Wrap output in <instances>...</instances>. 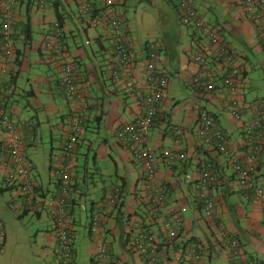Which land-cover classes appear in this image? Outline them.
I'll return each mask as SVG.
<instances>
[{
	"label": "crops",
	"instance_id": "obj_1",
	"mask_svg": "<svg viewBox=\"0 0 264 264\" xmlns=\"http://www.w3.org/2000/svg\"><path fill=\"white\" fill-rule=\"evenodd\" d=\"M47 1H50L51 4L40 6L38 0H20L12 8L15 21L23 20L25 13L28 12L33 33L29 47L21 45V37L14 40L15 47H20L22 51L21 57H19L21 60L20 65L15 61H10L4 67L2 66L4 64L0 63V78L2 84L6 85V90L3 89L5 91V100H3L5 113L17 121L19 132L25 144H27V138H29L28 142L31 143L32 128L29 124L31 118L22 112L18 107L17 100L14 98L16 95L21 96L24 94L31 98L33 107L35 110L37 109L36 111H39V114L36 112L37 119L42 116L46 119L45 122L50 125L49 115L60 119L55 125H51V128L61 136L60 148L67 138L69 117L78 110L83 109V107L86 110V119H84L82 140L89 126L88 124L92 121L97 125V129H100L103 124L106 131H111L116 135L119 124L134 120L142 113V108L125 93L121 82L112 79L110 65L108 64L111 52L108 27L106 25H100L96 28L87 27L86 19L80 15L75 0ZM55 1L60 4L59 10L62 15V23L60 24L63 34L62 49L66 51L69 60L75 63V83L79 92L83 95L82 101L69 99L60 90L58 71L51 68L54 75L44 74L39 67H36L39 64H44L43 55L49 53L44 48L42 41L44 33L48 29L52 30L53 24L56 22L53 8ZM118 1L116 11L125 20L126 42L134 65L131 75L137 86L143 87L145 62L150 54L155 53V64L159 69L170 74L174 72L181 88L188 85L193 90L191 80L202 71L200 65L193 62V57L203 53L214 55L216 50L210 44L208 38L204 34H202L204 36L202 37L198 33L199 30L193 25H181L179 21L181 13L179 14L178 9L168 0ZM190 1L197 9L201 21L220 29L225 42L237 54V62L245 69L241 81V92L243 100L249 103L247 101L251 99L247 100L246 88H250V86L252 88L254 84L262 86L264 84L263 78H259L257 76L258 71H255L257 68H261L264 72V40L255 18L247 12L240 0ZM95 3L98 9L103 7V0H95ZM213 6L218 7L220 9L219 13L223 12L227 18L219 17L216 13L211 12ZM129 7L133 11L131 22H129L125 13ZM159 7L162 8L161 12H159ZM170 8H172L175 15L168 11ZM135 21L138 22L137 31L140 34L134 28ZM14 31L19 33V29ZM184 34L190 35V39L186 44L181 41V36ZM25 72L29 75L23 81L22 75ZM211 77L210 75L208 79L212 80ZM26 84L30 86L28 91H25ZM172 84L173 82L169 80L168 88L160 103L159 121L149 131V145L155 147L156 150L171 149L175 152L185 153L186 158L184 161L172 165H167L164 162H160L158 165L154 180L158 184L165 185L167 195L164 205L159 210V212H162V216L154 215L149 209L145 211L141 209L143 205L138 194L143 192L142 169L134 162L125 147L117 141L116 135V153L118 157L117 160L113 159V161L118 169L117 176H119L121 183L118 186L122 192L120 203L123 206L121 210H119V207L113 209L96 236L89 232L91 240L93 239L92 241H95V244L98 241H105L101 233L110 235L113 240L118 235L119 242L117 246L114 249L113 244L108 246L117 264H149L148 260L139 257L129 249V238L126 239V234L131 232L128 228L129 224H137L141 229L152 232L162 239L165 236L162 230L163 219L171 218L173 212L181 207L183 208L181 211L189 210L191 216H183L179 226V237L177 240L171 241L167 247L170 260H175V258L177 260L179 257L178 250L183 249L184 246H194L203 252V259L199 264H226L228 261L233 260L230 248L225 247L222 239H220L219 233L226 232L235 236L239 241L240 254L243 259L240 261L264 264V204L254 199L248 200V197L245 198V196L251 195V189L239 187L235 174L231 172L228 166L229 157L225 154L214 156L210 152V148L201 144V138L195 133L194 129L197 107H201L200 103L204 101L205 107L202 108L214 115L217 125L230 135L229 146L231 151L234 152L235 158L242 160L244 163L248 161V150L243 148L239 150L242 138L241 122L235 121L230 113V98L227 91L225 89L217 90L216 93H213L211 100L199 96L200 93L195 95L194 92L192 103L186 102L184 104L185 116L180 122H174L170 120L171 115L167 111L171 105L173 111L180 110L178 107L180 101L177 100L175 92L171 90ZM216 84L219 86L221 83L218 80ZM42 87L44 88L42 89ZM258 90L259 94L252 97L254 98L252 100L264 99V91L261 88ZM243 112V120L252 116L249 109H244ZM37 121L39 123V120ZM174 127L179 131L175 132ZM152 130H156V134H158L154 144L151 143L154 135V131L151 133ZM3 139H5V135L0 128V140ZM107 141L108 139L104 142ZM102 153L106 154L104 151ZM103 157L101 155V158ZM223 159L226 161H223ZM202 161L212 164V171L216 177L215 185L207 190L202 185L195 189L185 179V175L190 172L189 175L193 178L197 177L199 164ZM29 163L31 162L29 161ZM63 163H65V158L63 154H60L56 167ZM72 163L73 166L77 165L76 159ZM31 165L34 167L32 163ZM53 168L51 166L49 170L51 169L52 172ZM181 173H183V179ZM4 174V170L0 168V183H6ZM251 180L252 185H258L264 189V149L256 163ZM57 183L58 178L54 183L55 194L58 191ZM70 185L74 192L72 197L74 200L73 217L76 218L81 211L78 205L82 202L73 179L70 180ZM110 186L115 187L116 185L111 184ZM44 189L46 190V188ZM201 192H204L214 202L215 207L212 218L206 217L203 213L204 209L199 199ZM103 201H105L104 198H98L97 196L90 199L89 204H86L88 210H85L89 215L88 217L91 216L94 208L101 206L100 204ZM23 207L25 208L24 212L27 209L32 210L38 217H41L44 212L47 215L49 214L50 230L47 233L49 238L46 246L54 254V251H52L55 250L54 224L51 211L47 207L36 210L27 206ZM120 211H122V215L119 213ZM92 248V250H88L90 261L91 264H97L92 261V255L95 251L93 244ZM185 259L181 257L178 262L184 264ZM155 264L171 263L162 262L160 256H158Z\"/></svg>",
	"mask_w": 264,
	"mask_h": 264
},
{
	"label": "built area",
	"instance_id": "obj_2",
	"mask_svg": "<svg viewBox=\"0 0 264 264\" xmlns=\"http://www.w3.org/2000/svg\"><path fill=\"white\" fill-rule=\"evenodd\" d=\"M20 0H5L0 14V62L4 65L13 60L15 50L12 41L13 32V12L12 8ZM78 11L82 14L89 24V27L96 28L100 25L108 27V37L111 42V52L108 58L112 79L122 83L125 93L142 108V113L134 120L119 124L116 135L122 146L129 152L131 158L140 165L142 169V193L139 200L147 204L149 210L156 216L161 217L160 208L166 200L165 185L158 184L154 178L160 162L172 165L176 162L185 160V153L172 151L171 149L156 150L149 145V131L158 122L161 113L160 103L169 85V77L166 72L159 69L155 64V53L149 55L145 62V79L143 87L137 86L131 72L134 67L130 49L126 42L125 20L120 13L113 11L116 0H104V8H97L95 0H75ZM179 6L182 24H193L200 28L208 38L210 44L216 49L214 56L218 61V68L223 75L222 83L226 88L230 98V113L235 121L241 122L242 138L240 148L246 149L248 161L236 159L234 152L229 146L230 135L222 130L216 123L214 115L197 107L195 133L201 138V144L210 148V152L215 155H227L228 161L232 165L236 175L237 184L242 188L251 189L253 199L264 204V189L258 185H252L251 175L256 168L257 158L261 156L264 149V99L246 103L241 96V81L243 80V69L235 61V55L225 42L221 41L220 35L216 30L210 29L200 21L195 12V7L190 0H171ZM40 6H45V0L38 1ZM245 9L252 13L256 23L259 25L264 40V0H240ZM62 37V31L55 24V27L43 35V45L47 50L60 52L56 44ZM46 63L58 69L60 90L69 99L83 100V95L79 92L75 83V67L68 59H61L59 63H54L51 56H45ZM194 63L200 65L206 77L211 75L206 57L197 55L193 57ZM207 77V78H208ZM199 86L203 87L207 95L205 98L211 100L210 92L214 89L210 80L201 82L200 78L194 80ZM2 80L0 78V86ZM249 109L252 116L243 120V110ZM86 110H78L73 113L69 120L67 138L65 139L61 152L65 158V163L56 167L54 175L58 178V191L48 196L43 187L36 184L33 179L32 165L24 155V139L21 137L17 125L4 116V111L0 107V128L3 130L5 139L0 140V168L4 170V180L8 185H15L17 191L28 203L31 209L44 208L48 206L52 213L54 224L55 250L54 255L58 264H75L74 252L72 247L73 229V205L72 187L70 185L71 170L77 147L83 131V121ZM173 130H179L174 127ZM210 162L202 161L199 164V171L196 178L186 174L185 179L193 188L201 185L206 190L212 188L216 183V177L212 171ZM49 195V194H48ZM200 203L203 206L206 217L212 218L214 202H212L204 192L199 194ZM248 196H245L247 198ZM122 194L119 186L113 188V193L107 201H103L99 208H94L90 218V233L96 236L98 230L109 217L111 210L116 203L121 201ZM10 202L8 207H12ZM40 206V207H39ZM83 212L88 210L87 205H78ZM179 207L173 212L171 218H164L162 230L165 236L160 239L152 232L141 229L139 225L130 223L129 231L131 240L128 247L139 257L148 260L149 264H155L158 256L161 261L171 264H181L179 259L186 258L184 264H199L203 259V252L194 246H184L178 250L179 257L170 260L167 247L171 241L179 237V226L182 222V210ZM133 232V233H132ZM2 235V232H0ZM220 239L231 250L233 260L226 264H251V262L240 261L239 241L235 236L220 232ZM0 235V242L2 236ZM95 259L97 264H117L105 241H98L95 244ZM183 254V255H182ZM238 259V260H237ZM170 260V261H169ZM243 260V259H242ZM241 262V263H240Z\"/></svg>",
	"mask_w": 264,
	"mask_h": 264
},
{
	"label": "rangeland",
	"instance_id": "obj_3",
	"mask_svg": "<svg viewBox=\"0 0 264 264\" xmlns=\"http://www.w3.org/2000/svg\"><path fill=\"white\" fill-rule=\"evenodd\" d=\"M174 7L177 8L176 6ZM159 8V12H161L162 8ZM177 9L180 14L179 8ZM219 10L220 9L218 7L213 6L211 12L216 13L219 17L225 18L226 15L223 12L219 13ZM168 11L175 15L172 8L168 9ZM125 13L127 19L131 22V20H133V11L130 10V7L126 9ZM209 17L211 18L210 15ZM137 24L138 22L135 21L134 28L136 29V32L140 34V32L137 31ZM206 26L210 27L211 25L206 23ZM201 31L202 30H199L198 33L204 37ZM189 36V34L182 35V43L186 44V42L190 39ZM142 41L144 40L142 39ZM0 63L3 64V62ZM36 67H39L44 74H53V68L51 69V67H49L46 63L43 65L39 64ZM255 71H258L257 76L261 79L263 78L264 80L263 70L261 68H257ZM28 75L29 74L27 72L22 75L23 81H25ZM167 75L169 80L173 82L171 90L175 92L177 100L180 101V104L178 105L180 110L173 111V106L171 105L169 106L167 113L171 115V121L180 122V120H182L185 116L184 104L186 102L192 103L194 100V91L191 89V86L188 85L181 88L177 75L175 76L174 72L171 74L167 73ZM43 88L44 87H42V89ZM260 88L264 91V84L263 86L254 84L252 88L251 86L250 88H246L247 100L251 99L247 102L259 100H252L254 99L252 97L259 94L258 89ZM29 89L30 86L26 84L25 91H28ZM195 95L197 94L195 93ZM14 98L17 100L18 107L22 110V112L31 118L29 121L32 128V134L30 135L31 143L28 142L29 138H27V144H25L23 153L26 156V159L34 165V167L32 166L33 179L35 180L34 182L41 187L43 186L46 188V190L44 188L43 189L46 194L45 197L48 199V196H51L55 191L54 183L57 181V176L54 175L53 172L56 169V163L58 162L60 154H62L60 148L62 142L61 136H59L58 133L51 128V125H55V123L59 122L60 119L55 118L53 115H49L51 125L47 124L44 117L40 116L37 119L36 112L39 114V111H36L37 109L35 110L29 96H25V94L21 96L16 95ZM200 106L205 107V102L201 101ZM37 120H39V123ZM88 125L89 126L83 135V140L81 139L79 141L80 147H78L74 158L76 159L77 165H75L70 172L72 177L71 179H73L76 184V189L78 191V195L80 196L82 205L89 204V201L93 196L104 198V200L107 201L110 193H113L114 188L110 185H121L120 178L117 176L118 169L113 161V159L117 160L118 157L116 153V135H114L111 131H106L103 124L100 129H97V125L93 123V121ZM153 131L154 135H151L153 139L151 142L152 144L156 142L155 140L158 135L156 134V130H152L151 133H153ZM106 139H108V141L105 143L104 141ZM117 141L119 142L118 138ZM102 151L106 152L107 155L102 153ZM101 155L104 157L101 158ZM223 161L226 160L223 159ZM51 166L52 168L54 167L52 172L51 169L49 170ZM228 166L231 169V172L234 173L232 165L228 163ZM181 175L183 179V173H181ZM0 188L2 189V191H0V232H2V235L0 234L2 236V242H0V264H55L56 257H54L55 255L51 253L50 248L46 246L48 245L47 240L49 238L47 233L50 230L48 222L49 214L47 215V213L44 212L41 217H38L32 210L24 212L25 208L23 206L30 207V205L28 203H24V199L17 191L16 186L1 182ZM73 194L74 192L72 193V197L74 196ZM140 194H138V197H140ZM10 202L13 203V208L8 207ZM119 203L120 201L116 204L120 205L119 210H121L123 205L122 203ZM116 206L112 208L111 212L114 208H116ZM45 207L48 208L46 205ZM141 209L144 211L147 210V205H143ZM186 210L182 211V216H191L190 211ZM203 213L205 214V212ZM88 216V213L80 211L78 216L73 218V222H71V224L74 225L72 229V247L75 252V264H91L88 250L93 249L92 244L95 246V241H92L93 239L91 240L89 235L90 218ZM75 219L77 220V223ZM101 234L107 245L113 244V249L117 246V243L119 242L118 235H116L113 240L110 235ZM128 238L129 243L131 236ZM94 259L95 254L93 253L92 260Z\"/></svg>",
	"mask_w": 264,
	"mask_h": 264
},
{
	"label": "trees",
	"instance_id": "obj_4",
	"mask_svg": "<svg viewBox=\"0 0 264 264\" xmlns=\"http://www.w3.org/2000/svg\"><path fill=\"white\" fill-rule=\"evenodd\" d=\"M4 1L5 0H0V14H1V11H2V8H3V5H4ZM172 5H174V6H176L177 8H179V6L178 5H176L174 2H172L171 0H168ZM45 2H46V4H48L49 3V5L51 4L50 3V1H47V0H45ZM118 0H116V3L114 4V6H113V8H111L113 11H116V8L118 7ZM53 8H54V14H55V19H56V22L53 24V28L55 27V24L58 26V28H60V30L62 31V28H61V23H62V15H61V13H60V4H59V2H57V1H55L54 3H53ZM119 5H121V4H119ZM196 9V8H195ZM180 10V9H179ZM197 10V9H196ZM195 10V12L197 13V11ZM117 13H119L118 11H116ZM249 14H251V16H252V13L251 12H249V11H247ZM82 17H84L82 14H80ZM197 17H198V19L201 21V19H200V17H199V15H198V13H197ZM252 18V17H251ZM13 19H14V22H13V32H12V36H11V38H12V41H13V46H14V50H15V55H14V58H13V60L12 61H15V62H17V64L18 65H20V63H21V60H20V58L19 57H21V53H22V51H21V48L20 47H15V45H14V40H16L18 37H21V39H22V43H21V45L23 46V47H25V46H30V44H31V41H32V33H33V31H32V26H31V22H30V16H29V14H28V12H26L25 13V15H24V19L23 20H19V21H15V18H14V14H13ZM180 23H181V19H180ZM86 24H87V27H89V24H88V22L86 21ZM181 25H183V26H190V25H193V24H182L181 23ZM193 26H195V28H197L198 30H202V28H200V27H198V26H196V25H193ZM205 26H206V23H205ZM52 28V29H53ZM16 29H19V33H16L14 30H16ZM210 29H214V30H216L217 31V33L220 35V37H221V41H223V42H225V39H224V37L221 35V33H220V29H218V28H216V27H213V26H210ZM48 31H49V29H48ZM202 32V34H204L203 33V31H201ZM205 36V35H204ZM63 39V34H62V37L60 38V40H59V42L56 44V46L57 47H59L58 49H60V52L59 51H57V48H56V50H48L49 51V53H46V54H44L43 55V62L44 63H46L45 61H44V59H45V56H51V58H52V60H53V62L56 64V63H59L60 61H61V59H66V58H68V56L66 55V51H64L62 48V40ZM86 43H88L87 41H86ZM226 44H227V42H225ZM60 45V46H59ZM228 45V44H227ZM45 48V47H44ZM64 51V52H63ZM231 52L235 55V61L237 62V54L233 51V50H231ZM204 57H206V61H208L207 63H208V66H209V68L211 69L210 71H211V78H212V80H210V82H211V84L214 86V89L210 92V94H211V98H212V95H213V93H216L217 92V90H222V89H225L226 90V88L224 87V85H223V83H222V80H223V75H222V73H220V70L221 69H219L218 68V64H220V63H218V61H215L216 60V58H215V56L214 55H211V54H206V53H203L202 54ZM69 59V58H68ZM194 62V61H193ZM73 63V62H72ZM238 63V62H237ZM49 67H51V68H53V70H55V71H58V69L57 68H55L53 65H52V63L50 64V63H46ZM73 66L76 68V66H75V63H73ZM241 67H242V65H240ZM242 69H243V75H244V73H245V69L242 67ZM75 72H76V70H75ZM165 72V71H164ZM59 73V72H58ZM76 74V73H75ZM196 78H200V81L201 82H207V80H209L206 76H205V74L203 73V70L199 73V74H197V76H195L194 78H193V80H191V85H192V87H193V91L197 94V93H200L199 94V96H201V97H204L205 98V95H207V93L205 92V90L203 89V87H201V86H199L194 80L196 79ZM219 80V82L221 83L219 86L216 84V82ZM241 85H242V82H241ZM240 85V86H241ZM5 86L6 85H4V84H2L1 83V86H0V107L2 108V110L4 111V116L8 119V120H12L16 125H17V121L14 119H12L9 115H7L6 113H5V110H4V107H3V100H5L4 99V93H5V91L4 90H6L5 89ZM4 89V90H3ZM199 90V91H198ZM227 91V90H226ZM228 93V92H227ZM241 96H242V92H241ZM243 97V96H242ZM201 109H204V108H202V107H200ZM70 118L71 117H69V119L68 120H70ZM84 119H86V115L84 116ZM159 121V120H158ZM84 122H85V120L83 121V127H84ZM196 125V124H195ZM154 126V125H153ZM18 127V126H17ZM153 128V127H152ZM194 129H195V126H194ZM83 132V131H82ZM24 143H25V141H24ZM80 146V144L78 145V147ZM25 147V146H24ZM77 151V150H76ZM26 157V156H25ZM259 159H260V157H258ZM257 158V162H258V159ZM28 161V160H27ZM29 162V161H28ZM236 177V176H235ZM163 185V184H162ZM240 187V186H239ZM243 188V187H242ZM248 190H249V188H248ZM0 191H2V189L0 188ZM120 191H121V188H120ZM121 194H122V192H121ZM251 195H249L248 196V200H252L253 199V196H252V193H250ZM141 204L142 205H147V204H144L143 202H141ZM117 206L116 207H119L120 208V205H118V204H116ZM147 209H149V207L147 206ZM29 211V209H27L25 212H28ZM121 215H122V211H120L119 212ZM127 237H129V233H127L126 234V239H127ZM109 246V245H108ZM227 245H225V247H226ZM130 249V248H129ZM131 251H133V250H131ZM73 252H74V250H73ZM74 255H75V252H74ZM92 261H94V260H92ZM249 262H251V264H253V262L252 261H249ZM56 264H58V261L56 260Z\"/></svg>",
	"mask_w": 264,
	"mask_h": 264
},
{
	"label": "clouds",
	"instance_id": "obj_5",
	"mask_svg": "<svg viewBox=\"0 0 264 264\" xmlns=\"http://www.w3.org/2000/svg\"><path fill=\"white\" fill-rule=\"evenodd\" d=\"M103 3H104V0H103ZM102 8H104V5H103V7H102ZM102 8H101V9H102ZM101 9H100V10H101ZM81 135H82V134H81ZM81 137H82V136H81ZM80 139H81V138H80ZM77 149H78V147H77ZM247 262H249V261H247Z\"/></svg>",
	"mask_w": 264,
	"mask_h": 264
}]
</instances>
